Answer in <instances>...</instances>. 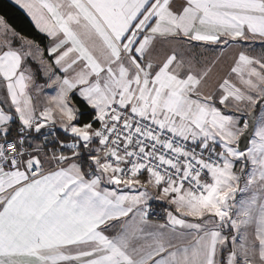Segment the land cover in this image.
Returning a JSON list of instances; mask_svg holds the SVG:
<instances>
[{
  "label": "snow or ice",
  "instance_id": "1",
  "mask_svg": "<svg viewBox=\"0 0 264 264\" xmlns=\"http://www.w3.org/2000/svg\"><path fill=\"white\" fill-rule=\"evenodd\" d=\"M9 3L0 264H264V0Z\"/></svg>",
  "mask_w": 264,
  "mask_h": 264
},
{
  "label": "trees",
  "instance_id": "2",
  "mask_svg": "<svg viewBox=\"0 0 264 264\" xmlns=\"http://www.w3.org/2000/svg\"><path fill=\"white\" fill-rule=\"evenodd\" d=\"M0 13L5 14L9 20V23L24 34L29 36L36 35L34 29L31 26L30 20L21 10L10 5L8 0H0Z\"/></svg>",
  "mask_w": 264,
  "mask_h": 264
},
{
  "label": "crops",
  "instance_id": "3",
  "mask_svg": "<svg viewBox=\"0 0 264 264\" xmlns=\"http://www.w3.org/2000/svg\"><path fill=\"white\" fill-rule=\"evenodd\" d=\"M8 1H9V0H8ZM21 11H22V10H21ZM152 203H153V205L155 206L157 202H152ZM156 211H157V212H160V209L157 207V208H156Z\"/></svg>",
  "mask_w": 264,
  "mask_h": 264
}]
</instances>
